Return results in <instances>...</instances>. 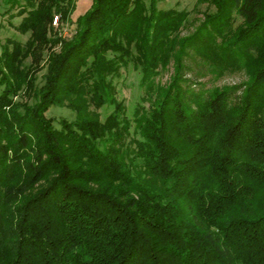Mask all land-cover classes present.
<instances>
[{
    "label": "trees",
    "instance_id": "16d2710c",
    "mask_svg": "<svg viewBox=\"0 0 264 264\" xmlns=\"http://www.w3.org/2000/svg\"><path fill=\"white\" fill-rule=\"evenodd\" d=\"M3 1L29 36L0 51V264H264V0H197L214 11L185 36L188 13L158 0L73 21L75 0ZM53 17L69 38H46ZM128 62L147 103L130 120L111 82ZM53 104L75 119L52 127Z\"/></svg>",
    "mask_w": 264,
    "mask_h": 264
},
{
    "label": "rangeland",
    "instance_id": "374dc122",
    "mask_svg": "<svg viewBox=\"0 0 264 264\" xmlns=\"http://www.w3.org/2000/svg\"><path fill=\"white\" fill-rule=\"evenodd\" d=\"M91 0H75L74 7L70 14V19L73 21L79 14L84 13V11L90 6ZM155 8L159 10L172 9L175 11L183 10L188 13L186 21L184 22L182 28L179 31L180 36H185L193 32L194 28L198 25L199 21L202 19L203 15L206 13H211L214 11V7L209 4L198 2L197 0H158L155 4ZM22 15H16V8L9 7L5 4L3 0H0V51L3 47L11 49L15 45H23L28 39L29 32H20L16 29L17 24L20 22ZM235 24L240 22V18L236 15ZM51 26L53 30L46 34V38H51L54 36H59L60 38H69L74 32V25L72 23H58L56 17L52 18ZM49 46V45H48ZM51 49L55 52L59 50V45L51 46ZM44 51L41 53L42 58L45 59ZM43 59V60H44ZM30 62V57H26L23 61L24 65ZM39 64H43L42 59ZM172 72L171 63L167 64L166 69L160 70L158 74L154 77V81L159 84H166L168 78ZM45 73L44 68L38 70L35 75L34 85L38 88L42 83V75ZM140 67L132 65L131 62L126 63L123 67H119L118 74L112 77L111 82L113 84L114 92L113 96L115 100L121 104L124 112L122 117L124 119L130 120L134 112V108L138 104H143L146 106V102L142 100L143 88L140 86ZM244 75L241 71L227 72L221 77L214 78L211 74H206L199 78L200 82L203 84V88L207 89L210 86H222L223 84H237L243 81ZM15 100H27L29 103L32 102L31 99H23L21 97H14ZM96 111L100 121L110 114L112 105L103 104L96 109L89 108ZM44 116L51 120L52 127L59 128V122H70L75 119V112H73L68 106L64 104L56 105L53 104L49 106L44 111ZM131 130V128H130ZM127 139V137L125 138Z\"/></svg>",
    "mask_w": 264,
    "mask_h": 264
}]
</instances>
